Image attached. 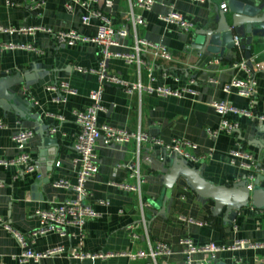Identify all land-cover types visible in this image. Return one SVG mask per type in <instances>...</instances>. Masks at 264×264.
Wrapping results in <instances>:
<instances>
[{"label": "crops", "instance_id": "1", "mask_svg": "<svg viewBox=\"0 0 264 264\" xmlns=\"http://www.w3.org/2000/svg\"><path fill=\"white\" fill-rule=\"evenodd\" d=\"M10 1L15 6H7ZM65 0H46L45 6L33 12L30 0H0V26L43 25L53 29L73 28L83 35L91 36L96 31L97 22L88 25L80 23V12H67ZM225 0H156L151 10L141 12L145 18L144 27L137 29V36L154 44L165 46L174 61L165 67L179 77L178 83L163 82L175 88L193 79L195 95L184 94L159 97L144 91L124 93L120 88L106 85L102 94L103 112L97 118L98 124L141 131L164 142L174 138L186 139L196 145V149L186 151L201 158L197 164H189L214 184H232L246 175L242 160L234 158L230 152L243 149L255 158L257 176H262L260 186L264 187V150L253 141L264 144V124L246 117L232 116L239 128L232 134L221 133L211 139L206 130L220 123V115L210 106L212 101H228L237 108H248V100L232 92L226 94L222 85L233 78H242L243 70L234 64L246 61L241 50L228 51L222 59L190 48L193 32L205 28L214 17L216 8ZM194 23L191 32H183L174 25L158 19L165 15L170 6ZM112 17L117 26L120 17L129 11L127 0H112L111 7H105L102 0L94 5ZM0 41L12 43H32L41 50L35 54L22 49L0 50L1 72H26L36 68V75L27 81L13 84L8 91L15 94L19 113L0 108V118L5 127L0 129V159L9 160L26 152L38 165L33 173H25L16 165L0 168V217L16 230L27 233L39 227L36 210L73 198V192L54 186L57 180L70 184L76 181L73 159L75 135L78 126L73 112L83 111L88 104V95L97 86V76L92 72H79L76 68L94 69L98 49L90 43L76 46H58L52 35L38 32L34 36H19L0 33ZM131 40L127 39L126 43ZM115 51L127 52L126 48ZM163 64H156L154 73L159 74ZM253 75L256 80L253 111L264 115V41L253 38L251 56ZM259 65V67H256ZM108 70L119 78L136 82L134 65H127L120 58H110ZM212 78L217 83L209 82ZM142 83H147V74H140ZM59 82H67L76 90L68 95L64 103L54 100L58 94L49 87ZM159 82V81H158ZM61 119H60V118ZM41 127L44 135L38 133ZM49 127H56L54 134ZM24 129H32L33 137L23 146L13 142L12 136ZM49 139L45 140L44 138ZM135 150V144L96 143L98 172L87 182L89 196L85 202L100 213L97 219L88 220L82 230V245L85 251H131L147 250L156 241H164L171 247V255L159 258L156 264H181L185 260L179 240L191 238L194 244L214 242L229 247L236 240L264 243V211L252 207L241 209L230 221L224 219L223 212L213 214V202L195 193L182 176H178L170 196L164 200L163 176L167 172V160L172 157L159 146L144 145L140 154V169L145 178L140 193L122 190L112 183H130L127 178V163ZM210 150H212L211 155ZM47 173L48 182L39 184L40 172ZM104 202L101 204L100 202ZM142 216L145 226L142 224ZM180 218H185L182 220ZM69 233H78L76 227L67 228ZM76 239L49 233L38 238L33 245L36 251H45L61 246L69 249ZM20 248L11 235L0 227V264H17L11 255L18 254ZM193 264H264V247L225 249L216 254L210 262L202 254L192 255ZM34 264V263H30ZM38 264H77L65 255H54L40 260ZM80 264H153L149 260L130 261L124 256H113L105 260L84 259Z\"/></svg>", "mask_w": 264, "mask_h": 264}, {"label": "built area", "instance_id": "2", "mask_svg": "<svg viewBox=\"0 0 264 264\" xmlns=\"http://www.w3.org/2000/svg\"><path fill=\"white\" fill-rule=\"evenodd\" d=\"M99 0H65L64 8L67 12H80V23L88 25L91 21H96V31L93 35L87 36L73 28L53 29L43 25H19V26H0V33L19 36H34L36 33H46L52 35L58 46H76L81 43H90L97 47V63L94 69L76 68L79 72H92L97 76V86L90 91L88 95V104L83 111H74L73 118L78 126V132L75 135L74 150L76 156L73 159V167L75 170L76 181L70 184L66 180H57L53 184L56 187L71 190L73 198L65 200L62 203L53 205L47 209L36 210L35 216L39 220V227L27 233H22L13 228L7 220L0 217V227L6 230L14 242L20 248L18 254L11 255V258L17 264H38L41 259L54 256L65 255L70 261L80 264L84 259L105 260L113 256H124L130 261L149 260L156 264L157 259L165 258L171 255V247L164 241H156L153 246H149L147 250L131 251H98L89 253L84 250L82 245L83 227L88 220L97 219L100 213L85 202L89 196L87 182L92 179L98 172L96 143L102 140L104 144L123 145L130 141L135 144L133 157L123 167L127 170V178L134 180L130 183H112V185L134 193H140L141 185L145 182V178L140 169V154L144 145L150 147L159 146L171 156L181 158L187 164H197L201 158L195 157L186 151L187 148L196 149V145L186 139L174 138L170 142H164L157 137L141 131L130 132L124 129L115 128L107 124H98L97 118L100 112L104 111L102 106V94L106 85H113L120 88L124 93L131 94L134 91H144L147 94H154L159 97L174 96L180 98L184 94L195 95L193 88L194 80L187 79L186 83L175 88L165 85L163 82L171 81L179 82V77L171 73L165 64L174 61L171 52L163 45L148 42L137 36V29L144 27L145 18L141 12L151 10L156 0H127L129 11L120 17V23L115 26L113 19L102 9L94 7ZM191 2H202L203 0H187ZM46 4V0H30V9L38 13ZM105 7L112 6V0H102ZM7 6H15L13 2L7 1ZM221 9L226 10V4L223 3ZM158 19L168 24L174 25L183 32H191L194 29V23L174 10L170 6V10L165 14L158 16ZM130 39L129 43L126 40ZM237 43V40H236ZM116 48H126L127 52L115 51ZM22 49L35 54L41 53V50L32 43H12L0 41V50ZM110 58H120L127 65H134L136 68L138 80L136 82H128L119 78L114 72L108 70V61ZM156 64H163L158 75L154 73ZM235 67H239L244 72L242 78H233L229 82L222 85V91L226 94L232 92L238 96L248 100V108L241 109L232 105L228 101H212L210 106L220 115V123L216 128L207 129L206 133L209 138L213 139L219 134H232L239 128L237 120L232 116L246 117L257 123L264 124V115L256 114L254 108V93L256 89V80L253 75V67H249L246 61L237 62ZM259 67V65H256ZM145 70L147 74V83L140 80L141 72ZM159 81V82H158ZM209 82L217 83L216 80L210 78ZM58 94L54 100L64 103L68 95H75L76 90L67 82H59L49 87ZM60 118V117H59ZM61 119V118H60ZM5 127L3 119L0 118V129ZM56 127H49L48 132L54 134ZM34 135L32 129H24L16 132L12 136V140L19 146L26 144ZM212 150H210L211 155ZM231 162L234 158L242 160L241 166L246 171V180L248 188L251 189L252 181L256 178L257 167L255 158L252 154L243 149H237L230 152ZM9 165L18 166L25 173H33L38 169V165L32 160L26 152H21L13 159H0V168H6ZM103 204L104 202H100ZM183 221L185 218H180ZM142 224L145 226V219L142 216ZM73 226L79 231L78 233H69L67 228ZM49 233H57L60 236H69L76 239L77 242L69 249L61 246L47 249L45 251H36L33 247L36 240L41 236ZM182 253L185 260L181 264H193L192 255L202 254L205 261L210 262L216 257V254L225 249H236L245 247H264V243H251L245 240H236L229 247L217 245L214 242L205 244H194L191 238H182L179 240ZM164 264L165 261H164Z\"/></svg>", "mask_w": 264, "mask_h": 264}, {"label": "water", "instance_id": "3", "mask_svg": "<svg viewBox=\"0 0 264 264\" xmlns=\"http://www.w3.org/2000/svg\"><path fill=\"white\" fill-rule=\"evenodd\" d=\"M225 2L226 10L218 6L207 26L193 32L190 48L200 54H212L219 59H222L228 51L241 50L246 64L251 68L253 38L264 41V0H225ZM36 72V68H33L13 74L0 73V108L4 112L13 110L19 113L20 106L15 105L17 104L15 94L10 93L8 89L13 84L32 79ZM38 133L43 136L44 130L39 127ZM253 142L264 150V144L257 140ZM39 172V184L48 182L47 173L42 172L40 168ZM179 175L195 193L213 202L214 215L223 212L224 219L232 221L237 213L246 207L264 211V187L260 186L262 176H257L252 181L251 189L247 187L248 181L245 176L232 184H214L206 180L194 166H190L177 156H172L167 160V172L163 176L162 199L166 200L170 196V191Z\"/></svg>", "mask_w": 264, "mask_h": 264}]
</instances>
